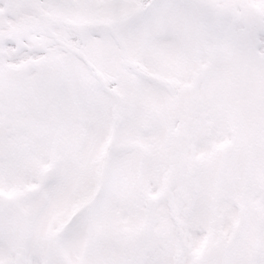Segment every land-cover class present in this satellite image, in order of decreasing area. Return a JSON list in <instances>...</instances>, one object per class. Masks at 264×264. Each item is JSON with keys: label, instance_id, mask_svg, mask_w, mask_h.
<instances>
[{"label": "snow or ice", "instance_id": "snow-or-ice-1", "mask_svg": "<svg viewBox=\"0 0 264 264\" xmlns=\"http://www.w3.org/2000/svg\"><path fill=\"white\" fill-rule=\"evenodd\" d=\"M0 264H264V0H0Z\"/></svg>", "mask_w": 264, "mask_h": 264}]
</instances>
